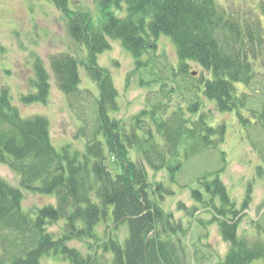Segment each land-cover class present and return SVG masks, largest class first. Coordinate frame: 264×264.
Listing matches in <instances>:
<instances>
[{
	"label": "trees",
	"instance_id": "obj_1",
	"mask_svg": "<svg viewBox=\"0 0 264 264\" xmlns=\"http://www.w3.org/2000/svg\"><path fill=\"white\" fill-rule=\"evenodd\" d=\"M54 1L60 11L68 12L66 0ZM119 1L97 0L102 7L116 2L114 6L122 10ZM121 1L124 12L104 9V18L95 28L80 15L67 22L71 38L88 46V62L82 64L98 91L95 123L89 132H85L87 121L80 117L76 137L82 140L81 149L70 143L54 146L47 118L22 115L8 89L0 88V163L19 175L18 186L0 177V264H42L43 257L58 254L70 264H101L105 253L112 264H198L202 256L195 253L193 259L183 245L184 220L162 207L165 194L173 190L162 180L151 181L147 168L154 173L165 169L178 184L175 174L189 157L216 149L224 141L225 120L217 122L215 113L234 111L241 122L254 117V124L264 130V104L259 110L247 108L249 93L239 88L249 86L257 66L264 72L261 17L232 13L215 0ZM259 10L264 17V3ZM161 34L174 44L177 64L167 69L174 84L178 85V75L187 73L190 61L201 67V74L192 83L185 106L170 111L162 103L142 108L126 127L110 114L117 109V91L96 55L110 48L109 39H118L133 57L136 72L148 67L151 74L157 70L149 52L155 51ZM78 65L68 53L52 55L49 69L37 60L31 91L21 94L20 102L44 103L51 75L66 96L81 94ZM158 72L161 76L162 70ZM244 109L250 114L244 115ZM110 156L116 170L108 165ZM219 170L198 175L196 186L189 189L191 204L178 201L177 209L188 222L202 211L207 216H198L200 224L217 225L228 247L211 264H248L256 258L264 264V231L263 238L237 234L250 202V184L237 207ZM22 190L51 195L54 202L25 210ZM100 222L111 225L105 240L97 235ZM57 224L58 230H51ZM124 224L127 234L120 240L117 232ZM72 240L94 242L101 254L83 253L70 245Z\"/></svg>",
	"mask_w": 264,
	"mask_h": 264
},
{
	"label": "rangeland",
	"instance_id": "obj_2",
	"mask_svg": "<svg viewBox=\"0 0 264 264\" xmlns=\"http://www.w3.org/2000/svg\"><path fill=\"white\" fill-rule=\"evenodd\" d=\"M66 1L68 12L63 13L54 0H0V88L8 89L22 115L39 114L47 118L51 142L54 146L70 143L73 147L81 149L82 140L76 137L82 125L80 117L87 121L85 132L86 130L89 132V127L92 128L95 123L98 91L95 83L87 76L85 65L82 64V61L88 62V46L71 38L67 22L74 15H80L87 19L90 28H95L102 22L105 10L122 14L124 4L123 1H119L123 7L119 10L114 6L118 4L116 2L102 7L97 0ZM215 1L232 13L237 12L241 15L251 13L253 16L261 17L264 24V17L259 10L264 0ZM109 42L110 48L97 54L96 61L99 66L107 68L117 91V109L111 111L112 117L129 127L132 116L142 108L146 107L149 110L153 105L162 103L167 104L166 110L170 111L180 105H186L189 99L188 93L192 92V83L197 82L201 74V67L190 61L187 73L178 75L176 77L178 85L174 84L167 69L176 66L177 56L174 44L168 35L161 34L157 38L155 51L149 52V58L154 63V69L157 70L151 74L148 72V67L141 73L136 72L133 57L121 46L118 39H109ZM58 53H68L77 63L79 62V86L84 88L81 94L66 96L51 75L50 90L44 103L20 102L21 94L31 91L30 82L34 78V63L40 60L49 69L50 57ZM256 69L249 86H238L242 91L249 93L245 106L259 110L264 104V72L259 66ZM161 70L162 74L159 76L158 71ZM140 77L143 79L142 83ZM85 88L91 91L86 93ZM170 90L173 92L169 95ZM156 113L158 115L163 113V108ZM243 113L250 114L247 109H244ZM246 118L248 121L241 122L234 111L215 113L214 119L217 122L225 120L224 141L216 149L203 150L189 157L182 169L175 174L178 184L169 179L165 169L154 173L147 168L151 181L162 180L167 188L173 190V194H165L162 207L184 220L183 225L187 230L184 236H181L183 245L187 254L193 256V259L195 253L202 256L197 261L198 264L214 263L224 255L228 247L222 240L215 223L205 225L199 223L198 216L206 217L207 214L199 211L188 222L189 218L177 209L178 201L191 204L189 189L196 186V178L200 174L220 168V177L237 207H241L250 184V202L238 223L237 234L263 238L264 130L258 124H254L256 121L254 117ZM151 130L155 133L154 125ZM132 155L135 157L133 150ZM108 165L116 170L111 156ZM259 168L260 173L257 172ZM0 177L14 186L19 185L18 173L2 163H0ZM22 194V207L25 210L33 211L38 206L54 202L51 195L29 190H22ZM203 220L205 221V218ZM51 230L57 231L58 224L51 226ZM110 230L109 222H100L96 227L100 240H105ZM126 234L127 227L124 224L118 229L117 235L122 240ZM70 245L79 248L83 253L96 250L98 255L101 254V247L96 246L94 242L91 245L88 241L72 240ZM100 262L112 264L110 254L105 253L100 258ZM42 264H70V262L58 254L43 257ZM248 264H263V260L256 258Z\"/></svg>",
	"mask_w": 264,
	"mask_h": 264
}]
</instances>
